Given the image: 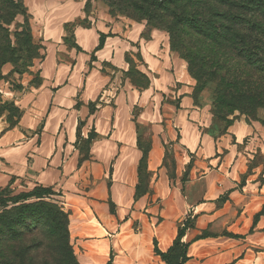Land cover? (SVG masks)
Segmentation results:
<instances>
[{
    "label": "crops",
    "instance_id": "0c3cea01",
    "mask_svg": "<svg viewBox=\"0 0 264 264\" xmlns=\"http://www.w3.org/2000/svg\"><path fill=\"white\" fill-rule=\"evenodd\" d=\"M144 32V23L125 17L103 18L88 28L77 27L74 39L80 52L75 64L77 71L72 73L75 80L61 87L54 86V73L60 66L50 55L41 64V75L45 80L39 86L27 81L17 82L21 87H14L15 82L10 83L4 78L10 73L11 66L0 67V106L12 104L19 111L18 116H11L13 124H10L8 110L3 108L0 112V190L37 186L57 190L64 210L71 213L70 221L74 218L78 223V241L85 254L91 252V264H106L111 248H117L118 259L122 257L120 254L125 256L127 253L121 245H112V241L119 235L114 234L116 231L128 226L125 219L133 203L132 188L127 183L116 184L112 180V170L107 173L108 185L102 190L94 188L98 183L96 179L92 187L86 186L90 189L81 188L87 169L93 168L94 177L98 169L103 168L102 164L112 165V152L95 145L90 160L81 165L74 162L77 153L72 146L75 131L66 130L67 122L71 121L69 109L74 104L73 96H79L82 107L97 101L96 111L88 115V121L91 120L100 139L97 143H103L104 137H114L119 143L133 134L136 136L137 126L144 124L153 125L156 132L151 136L159 141L170 138L174 132L186 155L182 164L191 161L190 177L185 182L189 185L191 199L197 194L196 187L202 184L208 189L202 200H216L235 188L239 174L246 171L247 162L256 153L264 155V125L260 122H264V110L257 114L259 121L247 122L244 116L238 115L224 134L210 133L206 130L209 123L205 115H201L205 109L194 104L195 84L187 73L185 62L172 56L168 41L160 31L151 30L148 38L143 36ZM100 35L104 36V44L96 50ZM127 58L134 61L139 72L147 77L146 89L137 90L125 78L129 69ZM79 60L83 65L88 61L92 68L84 70L82 66L81 69ZM163 100L175 101L179 108L170 104L168 108L174 111L163 116L155 113L144 116V112L132 116L134 107L154 105ZM38 120L43 121L40 145L35 142ZM129 143L131 149L132 143ZM159 153L161 150L154 141L148 152L151 170L158 167L154 162ZM237 197L243 201L264 202V164L251 168L241 192H230V199L240 200ZM107 201L114 205V215L104 206L103 202ZM174 237L170 232L168 240L162 236L158 238L160 252L167 251ZM112 264L119 263L113 261Z\"/></svg>",
    "mask_w": 264,
    "mask_h": 264
},
{
    "label": "rangeland",
    "instance_id": "374dc122",
    "mask_svg": "<svg viewBox=\"0 0 264 264\" xmlns=\"http://www.w3.org/2000/svg\"><path fill=\"white\" fill-rule=\"evenodd\" d=\"M22 2L30 15L31 42L39 50L38 58L33 60L27 59V53H24L23 58L17 62L15 68L17 73L15 72L14 75L12 65L7 63L11 66V71L4 78L10 83L15 82L14 87H21V84H16L17 82L27 81L31 85L39 86L45 80L41 75V64L48 55L51 56L54 63L56 62L60 66L54 73V86L61 87L67 84L68 81L74 79L72 73L77 71L75 64L78 63L79 52L76 50L74 30L77 27L88 28L95 21L103 18L109 20L116 17L127 18L126 12L114 5V0H22ZM123 5L124 9L126 4ZM22 22L21 16L16 17L9 27L10 33L14 32L15 26ZM149 30L144 32L145 38H148ZM160 32L169 42L168 35L165 32ZM34 52L35 50L31 52L32 55ZM172 56L180 59L175 53H172ZM79 63L81 69L82 66L84 70L88 67L92 68L88 61L84 65L81 60ZM132 64V69L125 78L129 80L130 84L132 82L135 85L143 86L145 78L136 68V63L132 61ZM29 65H31L30 68H28ZM194 84H196V93L200 95L198 106L205 109L201 115H205V119L209 123L206 130L218 135L219 130H222L226 125L225 118L228 117L229 120L238 117L239 112L217 113L211 107L210 87L203 88L195 81ZM73 100L74 104L69 109L71 121L67 122L66 130L71 129L72 133L75 131L76 139L72 146L77 153L74 162L77 161L78 165H81L82 162L90 160V157H93L90 152L95 145H97L96 148L103 146L112 152V165L105 162L102 164L103 168L98 169V174L94 177L93 168L91 167L90 171L87 169L85 180L81 181L83 183L81 188L90 189L89 187H92L91 185L96 179L98 183L94 188L97 191L98 189L102 190L108 185L106 175L111 170L112 180H115L116 184L123 182L122 184L127 183L132 188L133 203L125 219L128 226L122 228L121 231H116L114 234L119 235L114 237V242L112 241V245H121L127 253L125 256L120 254L122 257L118 259L116 257L119 255L116 252L117 248H111L108 261L112 260V263L116 261L119 264H164L160 257L154 253V244L158 248L160 243L158 238L162 236L163 239L168 240L170 232H173L176 237L178 226L184 224L186 231L182 242L189 244L187 248L189 259L185 264H264V202L243 201L238 197L240 200L230 199V192L233 190L241 192L251 168L264 164L263 154L256 153L254 158L247 162L248 168L244 173L239 174V180L235 183L234 189L214 201H206L202 199L208 189H205V185L201 184L196 187L197 194L191 199L189 185L185 184L190 177L191 163L182 164L183 157L186 155L182 143H179V137L174 132L170 138L164 137L159 141L151 136L156 132L153 125L144 124L139 130L140 138L133 134L131 138H124L123 142L120 140L122 143L119 142V144L115 142L114 137L112 139L104 137L103 143H97L100 139L94 132L91 120L88 121V115L91 116L96 111L97 101L82 107L78 95L73 96ZM170 104H173L176 109L179 108V104L175 101L163 100L154 105L136 106L131 113L133 117L142 112H144V116L152 113L163 116L164 113L174 111V109L168 108ZM42 128L43 121L38 120L35 131L37 145H40L41 142ZM138 139L140 146L144 149L148 146L151 148L154 141H157V146L161 150V153L155 156L154 163L155 165L157 163V169L151 170L148 165V157L139 165L142 153L137 146H134V142L136 145ZM129 142L132 143L131 149ZM103 173L105 176L103 175V184L100 185L99 181ZM191 177L194 179L193 175ZM158 180L159 183H157ZM41 189L50 191L52 194L45 196L44 201L56 203L64 210L61 205L62 200L59 198L60 194L51 188H38L37 186L15 190L11 191L7 197L12 198L26 194L31 195L32 200L30 201L33 202L37 201L35 197L46 193ZM142 197L144 198L137 203ZM103 204L107 207L108 212L114 215V205L109 201L103 202ZM64 212L69 215L70 243L76 258L80 264H91V252L85 254L84 248L81 246L82 243L78 241L77 221H74V218L70 221L71 213L65 210ZM113 230L115 231L114 227ZM119 260L121 262H118Z\"/></svg>",
    "mask_w": 264,
    "mask_h": 264
},
{
    "label": "trees",
    "instance_id": "16d2710c",
    "mask_svg": "<svg viewBox=\"0 0 264 264\" xmlns=\"http://www.w3.org/2000/svg\"><path fill=\"white\" fill-rule=\"evenodd\" d=\"M114 2L126 12L127 18L144 23L145 32L158 30L168 35L170 53L186 62L187 73L197 85L210 87L211 107L217 113L238 111L247 122L259 121L257 113L264 110V0ZM18 16L23 22L10 33L9 27ZM29 21L22 0H0V67L9 63L13 73L24 53L27 59L38 58L39 48L31 42ZM103 44L104 36L100 35L96 50ZM76 50L80 52L77 45ZM127 61L129 69L125 77L133 66L129 58ZM142 75L143 86L131 82L137 90L148 87V79ZM198 94L195 84L192 98L196 106ZM3 108L8 110L13 124L11 116H18L19 111L12 104L0 106V112ZM234 119L226 117V125L218 134H224ZM140 129L138 125L137 138ZM136 146L142 153L140 165L147 159L150 148H142L139 139ZM11 191L0 190V264H80L70 243L68 213L58 204L44 201L45 196L52 195L50 191L41 189L46 193L35 197L37 201L33 202L31 195L26 194L7 197ZM185 231L184 224L178 226L175 239L164 253L154 244V253L164 264L188 261L189 244L182 242ZM107 264H112V260Z\"/></svg>",
    "mask_w": 264,
    "mask_h": 264
}]
</instances>
